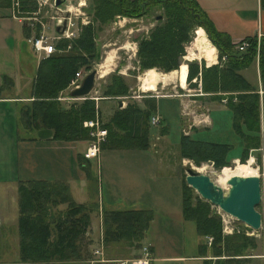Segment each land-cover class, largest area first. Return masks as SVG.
<instances>
[{"label":"trees","instance_id":"trees-1","mask_svg":"<svg viewBox=\"0 0 264 264\" xmlns=\"http://www.w3.org/2000/svg\"><path fill=\"white\" fill-rule=\"evenodd\" d=\"M264 2V0H261ZM16 3V4H15ZM91 19L99 25L107 23L114 15L143 17L151 9H163V19L150 31L148 38H142L137 45L136 58L139 70L153 68L164 73L179 72L180 83L186 79L200 78L201 90L210 95L209 99L226 105L232 113V127L242 142L238 159L245 162L250 149L264 146V100L256 87L247 82L240 71L248 67L257 57L260 79L264 82V36L260 40L256 56V39L247 38L249 47L239 52L230 43L227 34L216 30L206 13L195 0H90ZM0 8H12L18 17H33L36 10L32 0H0ZM88 12V7L86 8ZM159 15L156 16L158 18ZM195 37L200 30L217 50L219 62L205 66L201 60L186 57L180 63L184 43L190 41L189 33L195 28ZM40 31L39 22L33 23L36 36ZM94 27L89 22L83 25L77 37L71 40L60 39L54 44L55 52L38 60L34 78L31 82V100L19 107L18 121L24 126L48 128L51 138L59 141H87L88 128L82 122L92 119L94 101L84 98L67 108H62L56 100L57 94L68 86L69 80L89 60L97 57L94 43ZM208 42L207 40H203ZM209 43V42H208ZM69 44L68 49L65 47ZM225 56L223 63L222 57ZM147 69V70H146ZM1 87L11 83L10 78L1 76ZM128 87L123 78L109 75V81L102 89V96H126ZM144 108L131 102L116 110L107 122L101 124L106 130L101 148H140L149 145L150 128L148 120L156 110V99L147 96ZM262 107V109H261ZM262 123V127H261ZM166 133V130H162ZM263 133V139L261 134ZM181 158L193 160L196 164L212 162L216 168L230 165V152L233 145L223 140H204L181 133L178 142ZM79 166L88 174L89 163L83 155ZM224 167V168H225ZM223 169V168H222ZM195 202V203H194ZM64 204V208L52 217L51 210ZM210 202L200 198L193 188L182 179V215L185 220L193 221L197 234L202 238L212 237L211 249L217 258L214 264H250L246 253L255 248L256 240L243 234L223 236L220 221L210 215ZM18 206V255L19 260L28 264H52L85 260L89 257L87 247L91 240L85 233L90 224L92 205L74 202L67 185L58 181H19L17 186ZM152 220L149 210L102 211L101 231L103 244L126 243L139 250ZM201 253L206 255L207 242L200 244ZM88 256V257H87ZM139 256L138 254L133 257ZM203 264H211L204 260Z\"/></svg>","mask_w":264,"mask_h":264},{"label":"crops","instance_id":"crops-1","mask_svg":"<svg viewBox=\"0 0 264 264\" xmlns=\"http://www.w3.org/2000/svg\"><path fill=\"white\" fill-rule=\"evenodd\" d=\"M195 1L216 30L228 35L231 44L235 45L245 38H255L257 34L264 36V2L261 0ZM33 23L31 18L16 16L12 8H0V66L5 68H0V87L1 76H7L11 80L9 85H4L3 90H0V263L26 264L19 260L18 255L19 181L64 182L74 202L92 205L90 224L85 233L91 240L89 257L84 261L86 264H109L110 260L123 259L105 255L100 227L101 213L104 210L150 211L152 220L142 246H149L151 264H203L204 260L214 263L217 258H224V255L214 256L211 244L208 243L206 255L203 256L200 244L207 242V239L200 237L197 232V236L191 233L190 240L186 241L185 225L189 220H185L182 215V177L172 170L160 172L156 151L149 148L99 147L96 157L85 159V163L90 166L88 174H85L79 166V157L85 150L86 141L53 140L47 129L36 131L32 137H19V107L31 98V82L40 59L27 42L28 38L34 36ZM44 28L41 23L40 31L43 33ZM215 51L217 64L219 60L216 48ZM6 60L9 61L7 67L3 64ZM197 61L201 62L200 59ZM203 61L208 66L204 58ZM240 73L256 87L257 93L259 85L264 89L257 58ZM162 81L165 80H159L156 84ZM192 81L197 82L198 79L194 78ZM20 92L24 94L17 95ZM209 96L202 95L208 99L205 104L209 105L207 111L202 113V121L190 125L192 134L198 133L202 128L213 129L215 121L219 124L217 118L214 120L211 117L213 111L222 110L225 113L224 108L228 109L226 101L210 100ZM161 98H171L177 101V106L183 102L175 95L155 96L156 101ZM263 100L264 94L260 96L261 105ZM141 103L139 106L144 108ZM121 104L123 107L124 104ZM153 114H157V111ZM161 121L165 125L166 120L162 116ZM189 136L195 138L193 135ZM216 140L225 139L221 137ZM234 159H238V155L231 161ZM88 184H91V198L84 196L83 201H76L73 188L86 189ZM63 208L64 204H60L48 211L53 217ZM97 248H100L102 258L108 261L89 262L94 260L91 251ZM263 254V246L259 252L252 251L248 256L250 264H253L254 259H260L264 264Z\"/></svg>","mask_w":264,"mask_h":264},{"label":"rangeland","instance_id":"rangeland-1","mask_svg":"<svg viewBox=\"0 0 264 264\" xmlns=\"http://www.w3.org/2000/svg\"><path fill=\"white\" fill-rule=\"evenodd\" d=\"M86 4L88 7V12H86L89 16V21L94 27L95 31L93 40L97 49V57L92 60H89L87 65H82L79 69L82 71L83 75H85L91 70L96 71L93 89L87 97L94 98H92V100L94 101V113H97L100 121L102 123L107 122L116 110L122 108L116 107L117 100H120L125 106V104L131 102L137 103L138 105H140L141 102V104H143V100L147 98V96H178V98L183 100L182 105L177 106V101L171 98H161L156 101L157 114H160V116H162V118L166 120L165 125L168 127H166L162 121L158 125H152L150 123V120H148V126L150 128L148 148L152 151H156V154H158L159 156L157 158L159 171H176L185 181V168L187 166H190L196 172L208 175L212 179V181H214L216 184L226 190L228 185H225L218 181L219 172L225 166L218 169L213 165L212 162L209 161L196 164L193 160L181 158L178 142L181 133L193 135L197 139L204 138L210 141H216V139L222 137V139H225L226 142L228 141L233 145V149L230 152V156L233 157L240 155L242 150V142L240 137L233 130L232 113L227 108H224L225 113H223L222 110H218L219 112L213 111L211 117L214 120L217 118L219 120V124L215 121V126H213V129L206 130L205 128H202L198 131V133L192 134L190 125L202 121V113L207 111L206 109L209 105L205 104V100L208 99L202 97L204 93L201 90L200 78H197V82H194L192 80L188 81V79H186V83L184 84V82L180 83L179 72L176 70L170 73L166 72V74L155 68L151 70L146 69L147 71H145V69L139 70L138 61L136 58L138 42L142 38H148L150 31L153 29V27L157 24V21L159 20L156 18L157 15L160 14L161 18H164L163 9L155 7L154 9H151L146 16L143 17H126L123 15L116 14L107 23L99 25L97 22H93L91 19L90 0H86ZM52 14H54L53 10L45 8L41 9V7L38 9V7L36 6L34 14L31 15L33 17L26 16V18L23 17V19L31 18L33 22H39L44 24V33L46 35H50L54 32V27H52L53 21L49 18V16ZM121 17H126L124 22L117 21L120 20ZM196 28L198 27H195L190 31V41L184 43V51L183 54L180 56V63L186 61L187 73L188 64L191 61H196L198 64L201 63L198 62L197 59L203 60L204 58L208 66L216 64V53H214L213 51L209 52V50L206 48L207 45H210V43L203 40L193 41L195 37L194 31ZM68 47L69 44L65 47V50L68 49ZM108 55H110L111 58L107 61L106 66L103 68V65L105 64L104 60L107 58ZM186 57L192 60L188 61ZM220 61L221 63L224 62V60ZM3 64L7 67V65H9V61L6 60V62H4ZM0 68L5 69L3 68V66H0ZM171 73H174V79L171 81L165 80L155 85L151 80V77H154L155 74H158L160 78H164L165 76ZM111 74H116L123 78L125 84L128 87V94L126 96H102V89L104 85L109 81V75ZM70 90L71 89H69V87L67 86L65 89L61 90L56 96V100L57 102H59L62 108H67L69 105L73 103H78L80 100H82V97H70ZM23 94L24 93L21 92L17 93V95ZM31 99L32 98H30V100ZM30 100L26 103H29ZM87 120H84L82 122L83 127H85V123ZM17 123L19 137H32V135L35 134L36 131L42 129L49 130L50 137H52L51 131L48 128H35L33 126H24L22 119ZM164 129L166 130V133L162 132V130ZM261 139H263L262 134ZM87 142L88 141H86V144ZM250 158L253 159L252 168L254 169V171H256V175L260 176L264 180V146L262 140L260 148L250 149L248 151V157L245 162L242 163L239 161V159H234L231 161L230 165L226 167L233 170L236 166H244ZM237 162H240L241 164ZM82 190L83 193H81ZM91 190V184H88L86 189L79 190L77 188H73L74 199L80 202L83 201L84 196L86 198H89ZM256 209L264 213V194L261 203L256 207ZM210 215H213L219 219L223 236L232 234H243L245 236L255 238L257 246L255 248H249L246 253H250L251 255L252 251L259 252V249L262 248V246L264 247V229L254 231L253 229L245 226L244 223L236 220L234 217L226 215L218 207L213 205H210ZM185 226L186 241L190 240L191 233L193 234V236H197L195 224L193 222L189 221ZM226 227H229V229H226ZM103 245L105 247V255L107 256L111 255L114 257L125 259L131 258L133 257V255L139 253V250L134 249V247L132 246H128L126 243H110L107 245ZM88 250L89 246L87 247V252ZM85 260L75 261L74 263H59L56 261L52 264H86L84 263ZM253 264H262V261L260 259H254Z\"/></svg>","mask_w":264,"mask_h":264},{"label":"built area","instance_id":"built-area-1","mask_svg":"<svg viewBox=\"0 0 264 264\" xmlns=\"http://www.w3.org/2000/svg\"><path fill=\"white\" fill-rule=\"evenodd\" d=\"M32 1H34L38 9L41 7V9L45 8V9L53 10L54 12V14L49 16V18L53 21V25H52V27H54L53 34L46 35L42 31H40L36 36L27 39V42L29 43L33 52L41 58L46 57L49 54L55 52L54 44L56 43V41L60 39L71 40L76 38L78 33L80 32L81 27L90 22L89 21L90 19L88 18L89 16L86 12V8H87L86 0H63V2L59 5L54 4L55 0H32ZM125 19L126 17H121L120 20L117 21L124 22ZM56 26H58L57 31L55 30ZM60 29L61 31L59 32ZM262 37L263 36L261 34H257V36L255 37L256 56L259 53L260 40ZM249 45H250V41L247 38H245L237 42L234 45V49L239 52H243L249 47ZM222 60H225V56L222 57ZM82 77H83L82 71L80 69L77 70L74 73L73 77L69 80L68 83L69 89L76 87L80 83ZM258 94L260 96L264 94V89L260 85L258 87ZM84 98L92 99L93 97L86 96V97H82L81 99ZM222 101L225 102L226 99L224 98L222 99ZM150 123L152 125H158L160 123V116L158 114H153L150 117ZM101 124L102 122L100 121L97 113H94L93 118L88 119L85 123V126H87L89 130L88 131L89 139L87 140L88 142L82 154L85 159L96 157L99 150V145L105 140L106 131L104 128L101 127ZM263 194H264V188H263ZM262 214H263V221L261 224L262 225L261 229H264V213ZM244 225L247 226L246 224ZM226 229H229V227H226ZM206 239H207V243L211 244L213 238L209 236ZM91 254L94 260L89 261L90 263L94 262L95 260L99 262L108 261L102 258L100 248L93 249L91 251ZM262 257L264 259V254L262 255ZM151 262H152V256L149 246L144 245L140 249L139 256L132 257L129 259L110 260L109 264H151Z\"/></svg>","mask_w":264,"mask_h":264},{"label":"water","instance_id":"water-1","mask_svg":"<svg viewBox=\"0 0 264 264\" xmlns=\"http://www.w3.org/2000/svg\"><path fill=\"white\" fill-rule=\"evenodd\" d=\"M62 2L63 0H55L54 4L59 5ZM160 17L158 16L157 19ZM55 30H58V26L55 27ZM95 75V70H91L83 75L80 83L69 91V95L75 98L88 96L93 89ZM121 105V101L117 100L116 106L121 107ZM185 172V182L202 199L246 224L254 231H259L262 228L263 214L256 207L262 201L263 178L258 175H234L228 178L226 181L228 187L224 190L212 181L208 175L198 173L190 166L185 168Z\"/></svg>","mask_w":264,"mask_h":264},{"label":"bare ground","instance_id":"bare-ground-1","mask_svg":"<svg viewBox=\"0 0 264 264\" xmlns=\"http://www.w3.org/2000/svg\"><path fill=\"white\" fill-rule=\"evenodd\" d=\"M196 39L207 40L210 43V45H207L206 48L209 50V52L213 51L214 53H216L214 46L207 39L204 31L200 30V35H197ZM204 56H206V55H204ZM110 58H111V56L108 55L107 58L104 60L105 64L103 65V68L106 66L107 61ZM173 77H174V74H170V75H168L167 77H164V78H160L158 74H155L154 77L153 76L151 77V80L153 81V84H156V82H158L159 80H171V79H173ZM237 163L241 164L240 162H237ZM252 164H253V159L250 158L244 166H236V167H234L233 170L228 168V167H225L219 172L218 181L220 183H223V184L226 185V181L231 176H234V175H240V176L256 175V171H254V169L252 168ZM202 168H204V167H202Z\"/></svg>","mask_w":264,"mask_h":264}]
</instances>
